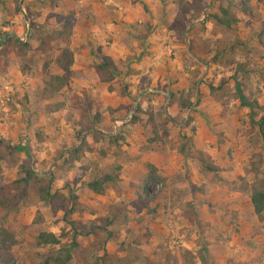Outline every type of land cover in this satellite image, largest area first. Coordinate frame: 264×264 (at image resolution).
<instances>
[{
	"label": "rangeland",
	"instance_id": "obj_1",
	"mask_svg": "<svg viewBox=\"0 0 264 264\" xmlns=\"http://www.w3.org/2000/svg\"><path fill=\"white\" fill-rule=\"evenodd\" d=\"M3 1L0 0V229L9 233L14 242L10 243L0 235V264H51L46 263L45 258L61 253L59 249L70 242L73 231L79 233L75 237L78 246L69 252L67 264H92L95 256L101 255L103 250L107 252L104 248L107 239H119L120 225L129 221L135 222L136 230L130 234L126 232L122 243L118 245L115 242L114 248L117 250L107 252L112 264H264V254L258 262H247L242 258V253L235 259L228 256V252L224 254L216 250L215 253L223 261L219 263L213 260L205 247L207 240L203 239L208 222L197 219L193 212V204L201 200L205 204L207 199H216L208 202L212 208L218 204V198L237 194L240 196L238 202L243 205L242 212H238L240 216H237V211H226L225 204L221 202L220 215L212 221L217 220L221 229L234 230L239 237L237 242L241 240L243 244V251H249L253 241H248L249 235L244 237L247 234L242 229L253 232L264 228V211L257 217L252 209L249 212L245 204L251 185L259 180L264 181V158L254 156L264 150V144L249 123V109L239 104L234 94L233 79L230 78L234 63H245L246 72L239 79L241 90L247 99H256L257 106L252 108L254 119L264 115V100H258L264 96V0H206L208 7L202 14L187 16L184 21L178 18L176 7L175 18L173 16L174 20L169 24L184 36L186 48L192 54L180 60L182 67L190 68L187 69V91H169L174 93V97L168 99L166 113L175 115L176 121L183 119L182 125L178 130L173 126L165 130L160 117L164 98L160 96L157 104L147 106L145 110L138 107L137 112H134L135 108L132 110L129 103L123 115L126 123L120 125L119 129L123 131L131 123L128 122L131 114L138 118L136 122L145 119L151 129L154 127V133L160 131L162 138L156 141L160 140L170 149L176 148L195 169L191 171L189 165L185 164L184 171L175 176L183 186L157 180L158 176L154 175L141 187H135V190L131 187L137 197L133 203H125L132 211L130 215H121L123 206L101 202L100 198L89 195L90 192L84 188V182L101 174L95 171L96 156L89 154L85 157L86 161L80 159L84 157L83 151L87 147L82 132H88L89 127L93 126L92 119L90 122L87 117L84 118L89 112L86 104L88 98L78 97L79 100H76L68 84L54 94L43 90L45 74L41 66L44 62L48 63L49 74L61 73L53 61L61 44L54 34L59 27L54 22V15H61L72 33L77 23L76 10L68 7L77 5V0H19L17 4L11 0L13 6ZM178 1L181 0H175L176 5ZM219 7H228L229 12L238 18L237 23L229 28L216 24L209 15L218 13ZM205 13H208L206 18ZM13 14H16L17 21ZM130 31L136 36L137 45L143 46L138 37L144 32V25ZM7 36L27 42L28 48L19 52L14 46L5 45ZM94 48L90 49L91 52ZM112 67L116 75L122 71L120 62L112 64ZM130 71L126 67L124 74ZM259 81L263 83L261 89L257 86ZM200 83L202 92L198 89ZM118 84L120 90H125L130 83ZM186 100L190 106L180 108L179 101ZM78 101L83 107L78 105ZM77 107L80 108L79 112L76 111ZM81 108H84V112ZM195 117L205 121L207 132L203 137V146L196 142ZM60 118L67 126L63 127ZM170 133L172 136H169ZM151 134L147 140L154 136L152 130ZM79 140H82L81 156L78 160L69 161L67 151L73 149ZM6 142H9V148ZM108 143L113 146L117 144L110 138ZM150 146L151 143L147 142V147ZM200 153L205 163L213 165L215 171H206L193 161V158L200 157ZM112 165L106 167L108 171ZM29 168L39 178L50 175L52 190L60 191L68 199L70 196L76 197L71 201L74 203L71 213L67 212V206L63 208L62 205L52 213L49 206L37 198L36 185L32 180L27 183L14 182L23 177ZM76 173L84 178L78 186H75ZM112 183L109 188H113ZM187 192L197 202L188 204L187 212L177 221L171 212V217L163 214L159 218L155 214L159 205L154 204V200L158 194L171 196ZM105 193L104 188L102 196ZM137 207L145 211L139 214L138 221L135 218ZM93 214V217L89 216ZM69 220L75 223L74 228L68 223ZM168 220H174L175 224L173 227L167 225L162 232L161 223ZM261 229L258 234H261ZM175 230L185 233L184 236L179 237L180 233L175 234ZM39 231L61 234L60 243L36 245ZM258 234H255L254 240L264 241V237ZM185 242L192 244L190 249L184 247ZM245 257L247 259V254Z\"/></svg>",
	"mask_w": 264,
	"mask_h": 264
},
{
	"label": "crops",
	"instance_id": "obj_2",
	"mask_svg": "<svg viewBox=\"0 0 264 264\" xmlns=\"http://www.w3.org/2000/svg\"><path fill=\"white\" fill-rule=\"evenodd\" d=\"M3 2L13 6L11 0H4ZM76 4L68 7L76 10L75 17L77 22L72 29L69 45L72 52L70 69L73 75L68 85L72 90L71 93L75 94L76 100H79L78 97L88 98L86 104L89 107V112L86 113L87 116H84V118L87 117L90 122L93 120L94 114H97L98 118V120H93V126L89 127L88 132H82L87 147L83 151L84 157L80 159H85L86 161L85 157L89 154L93 155V157L96 156L97 169L95 171L99 174L108 172L106 167L110 164L119 166L117 180L112 183L113 188L112 186L109 188L111 182H106L104 184L106 193L103 196L102 194L93 193H89V195L100 198L101 202L119 204V206H123L120 209L121 215L123 213L130 215L132 211L128 209L130 207L126 206L125 203H133L135 201L134 198L137 197L130 188L134 187L135 190L150 179L148 178L149 170L147 165L152 167L154 170L153 175L158 176L157 180H164L177 187L183 186V184L178 182L175 176L184 171L185 164L186 166L187 164L189 165L191 171L195 169L192 164H189V161L183 159V156L177 152L176 148L170 149L160 140L156 141L157 138H162L158 130L155 131L153 136V138H156L150 142L152 146L148 148L146 140L152 134L151 126H149L148 121L146 123L145 119L141 120L140 123L127 124L125 131H120L119 129L120 125L126 123L123 115L129 103L132 110H134L136 104L141 110H145L147 106L151 107L157 104L160 96L164 98V103L162 104L163 112L160 117L162 118L163 126L166 128L165 130H168L171 126L176 127L177 130L178 128L180 129L183 119L182 121H176L175 115L166 113V105L169 99V91L175 92L182 89L187 91L189 84L187 69L190 68L182 67L180 60L182 57H190L191 54L186 48L184 36L181 35L180 31L178 32L177 28L169 24V21L175 18L177 7L175 0H77ZM170 13H173V15ZM12 17L17 21L16 14H13ZM144 22H147L149 32L143 39H139L140 42H144L143 46H141L139 43L137 45L136 36H133L130 30L134 27H140ZM97 46L108 57L111 64L120 62L122 67V71L110 82L111 91L106 90V83L98 80L92 67L93 54L90 49ZM127 57L128 60H126ZM126 67L131 69L128 74H124ZM117 81L120 84L121 82H129L130 84L127 85L125 90H120V85ZM262 84L259 81L258 88L261 89ZM195 89H197V83H195ZM198 89L199 92H202L201 83ZM258 100L263 101L264 96ZM77 103L83 106L81 101ZM258 103L260 102L258 101ZM79 109L77 107L76 111L79 112ZM77 116L79 117V113ZM60 120L62 123L63 119L60 118ZM194 123L196 142L203 146L205 144L203 137H205L207 132L204 126L205 121L203 122L199 117H195ZM65 126L63 124V127ZM91 131H93V135H91ZM114 135H119L122 139H118L115 146L109 145L108 140L109 138L111 140ZM169 136H172V133ZM79 142L80 140L77 143ZM88 170L89 168H87ZM83 179L82 177L77 181L75 186L80 185V181ZM189 180L194 182L191 178ZM84 188L86 187L84 186ZM220 198L217 199L218 204L212 206L213 209L208 206V202H214L216 199H211V201L207 199L205 204L202 200L198 204H193V212L197 215V219L208 222L207 231H205L206 236L203 237L204 240H207V245L205 246L207 253L213 260H218L219 263L223 259L215 253V250L224 254L228 252L229 255H227L233 256L235 259H238L242 253V258H245L247 262H254V260L258 262L260 256L264 254V241L259 240L256 242L254 239L255 234H258L261 228L255 229L253 232H246L242 229L243 233L247 234L244 237L247 238L249 235L250 239L248 241L251 242L252 240L254 242H251L249 251H243V244L240 242L241 240L237 242L239 237L238 234L234 233V230L221 229L217 220L215 222L212 221V219L220 215L218 212L221 211L223 206L221 202L225 204L224 209L226 211H237V216H240L238 212L241 213L243 210V205L238 202L240 196L233 194ZM194 202H197V200L188 192L183 193V195L176 193L171 196L158 194L154 200V204L159 205L155 214L160 218L163 217V214L168 216L171 212L175 214V221H177V218L184 216L189 205ZM245 204L249 212H251L252 208L249 198ZM143 210L140 207L135 209L136 221L141 216L139 214L145 213ZM94 215L89 216L93 217ZM164 221L161 223L162 232H164L167 225L173 227L175 224L174 220H168L167 223ZM152 225L154 226L155 224L152 223ZM129 226L130 229L127 231ZM151 228L153 227L151 226ZM132 230H136L134 221L122 223L119 229L121 232L120 238L107 239L104 246L107 252L117 250L114 248L115 242L118 245L122 243L125 239V233L130 234ZM153 231L155 232V229ZM174 233L178 234L180 232L175 230ZM260 233L258 236L264 237V228L261 229ZM184 234L180 233L179 237H183ZM234 234L236 235L234 236ZM183 244L187 249H190L192 245L190 242ZM116 254L120 255L118 252ZM246 254L247 259L245 257Z\"/></svg>",
	"mask_w": 264,
	"mask_h": 264
},
{
	"label": "trees",
	"instance_id": "obj_3",
	"mask_svg": "<svg viewBox=\"0 0 264 264\" xmlns=\"http://www.w3.org/2000/svg\"><path fill=\"white\" fill-rule=\"evenodd\" d=\"M16 4L19 0H13ZM208 7V3L206 0H181L177 3V16L180 20L184 21L187 19V16H195L202 14L204 10ZM208 16V13L204 14V18ZM210 18H212L216 24L221 25L225 28H229L233 24L237 23L238 18L234 15H232L229 12L228 7H219L218 13H212L209 15ZM54 22L59 27L56 29L54 34L57 38L61 40V44L58 46V52L55 55L53 61L56 64V66L59 68L61 73L57 74H49L48 73V63L44 62L41 66L42 71L45 74L44 79V87L43 90L45 92H48L49 94H54L58 92L62 87L66 86L69 83V80L71 76L73 75V72L70 69V65L72 62V52L69 48V38H70V27L66 23L65 19L61 15H54ZM144 25V32L138 37V39H143L145 35L149 32V26L145 23ZM5 45L7 46H14L16 51H24L28 48L29 44L27 42H21L18 38H10L6 37L5 39ZM142 43V41H141ZM144 43V42H143ZM142 43V44H143ZM232 49V47H230ZM93 70L100 82L106 83V90L111 91L112 86L110 84L111 80H113L116 76V73L113 71V67L111 62L109 61L108 57L104 55L100 47H95L93 49ZM190 53V50H189ZM192 54V53H191ZM235 67L232 71V74L230 75L233 79V87H234V94L236 98L239 100V104L241 106H245L249 109L248 111V120L252 127L255 128V132L262 143L264 144V115H260L257 119H254V113L252 112V108L257 106L256 99L250 98L247 99L245 95L243 94L241 90V83H240V76L246 72L245 69V63L242 62H235ZM174 97V93H169V100H171ZM190 106V102L188 100L186 101H179V107L180 108H188ZM83 107V106H82ZM81 111L84 112V108H81ZM138 106L135 107L134 112H137ZM137 117L134 115H130V118L128 122H136ZM149 120L152 118L149 116ZM93 120H98L97 114L93 115ZM190 120V117L187 118V121ZM152 132L154 134V127ZM118 139H122L119 135L112 136L111 141L113 143H116ZM154 139L153 137L151 139H148L147 142H152ZM2 141L0 140V143ZM82 143V140L74 146L73 149H70L67 151V155L69 158V161L78 160L81 156L80 151V145ZM6 147L9 148V142L5 143ZM200 157L193 158V161L196 162L201 168H203L206 171H215V167L211 164L205 163L204 159L202 158V154H199ZM254 156L262 157L264 158V150L259 151L254 154ZM149 174L148 178H154V170L150 165H147ZM119 170V166L116 164H113L108 172L101 173L98 176L92 177L90 180L84 182V185L86 187L87 192L93 193V194H102L104 191V184L106 182H114L117 180V172ZM80 173H76L74 175V179L76 181L80 180ZM51 176L47 175L44 178H39L35 175V173L29 168L26 170L25 175L18 180H15V183L22 182L27 183L29 180H32L34 184L36 185V192H37V198L43 202L46 203L49 206V209L52 213H55L59 207L62 205L63 208L67 206L68 213H71L73 211V205L72 200H75L76 197L70 196L69 199L66 197L63 193L57 190H52L51 188ZM146 195H148V192H146ZM249 202L253 211V214L257 217L260 216V214L264 211V181H257L253 183L250 187V194H249ZM66 212V211H65ZM64 214V213H63ZM194 223V221H191ZM68 223L73 226L75 223L72 220H69ZM79 233L76 231H73L71 235V240L67 245H62L60 252L56 255L47 256L45 258L46 263L51 264H67V262L70 260V251L76 249L78 246L75 237ZM0 235L10 243H13L14 240L12 236L7 233L5 230L0 229ZM59 236L53 232L50 231H39L36 234V245L41 244H47V245H55L59 244ZM199 258L202 260V256L199 254ZM111 257L106 251H102L101 255H97L93 258L92 264H112L111 263Z\"/></svg>",
	"mask_w": 264,
	"mask_h": 264
}]
</instances>
